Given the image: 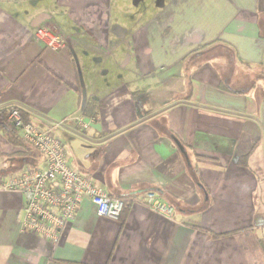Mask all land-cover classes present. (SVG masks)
Returning a JSON list of instances; mask_svg holds the SVG:
<instances>
[{
  "label": "crops",
  "instance_id": "obj_1",
  "mask_svg": "<svg viewBox=\"0 0 264 264\" xmlns=\"http://www.w3.org/2000/svg\"><path fill=\"white\" fill-rule=\"evenodd\" d=\"M11 105L125 206L83 201L56 243L22 232L24 198L1 183L43 157L0 130V264H264V0H0ZM73 115L88 127L58 125Z\"/></svg>",
  "mask_w": 264,
  "mask_h": 264
},
{
  "label": "built area",
  "instance_id": "obj_2",
  "mask_svg": "<svg viewBox=\"0 0 264 264\" xmlns=\"http://www.w3.org/2000/svg\"><path fill=\"white\" fill-rule=\"evenodd\" d=\"M35 34L52 50H61L67 44L65 35L45 25L38 26ZM9 109L14 128L20 132L27 146L43 157L42 165L24 166L1 183L2 188L18 191L24 198L20 219L22 232L58 242L85 200L91 201L99 216L120 217L125 206L124 199L112 196L91 176L73 168L61 136L53 130H45L31 121H25L19 106L11 105ZM64 123L88 127V123L79 115H73L58 125L63 126ZM145 204L166 217L174 215V207L163 202L155 191L146 193Z\"/></svg>",
  "mask_w": 264,
  "mask_h": 264
},
{
  "label": "trees",
  "instance_id": "obj_3",
  "mask_svg": "<svg viewBox=\"0 0 264 264\" xmlns=\"http://www.w3.org/2000/svg\"><path fill=\"white\" fill-rule=\"evenodd\" d=\"M10 112L11 110L9 108L0 109V130H2L7 135V137H9L11 140H14L16 143L19 142V143H23L24 145H26L27 147L26 152L29 153L33 151L34 149L27 146L25 141L18 135V130L14 128L13 123L10 119V116H9ZM22 116L25 119V121H29L26 118L24 112H22Z\"/></svg>",
  "mask_w": 264,
  "mask_h": 264
},
{
  "label": "water",
  "instance_id": "obj_4",
  "mask_svg": "<svg viewBox=\"0 0 264 264\" xmlns=\"http://www.w3.org/2000/svg\"><path fill=\"white\" fill-rule=\"evenodd\" d=\"M172 138L174 139V141H175V143L177 144V146L180 148V150L182 151V152H186L185 151V147H184V145L181 143V141L177 138V137H175L174 135H172Z\"/></svg>",
  "mask_w": 264,
  "mask_h": 264
},
{
  "label": "rangeland",
  "instance_id": "obj_5",
  "mask_svg": "<svg viewBox=\"0 0 264 264\" xmlns=\"http://www.w3.org/2000/svg\"><path fill=\"white\" fill-rule=\"evenodd\" d=\"M25 166H31V165L27 164V165H25ZM18 171H20V170H18Z\"/></svg>",
  "mask_w": 264,
  "mask_h": 264
}]
</instances>
